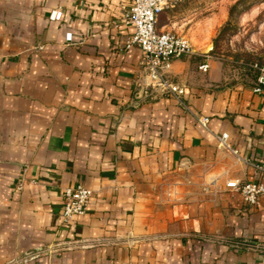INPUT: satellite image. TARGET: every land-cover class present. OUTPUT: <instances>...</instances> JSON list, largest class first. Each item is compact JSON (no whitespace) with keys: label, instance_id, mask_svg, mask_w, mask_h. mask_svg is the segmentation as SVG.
<instances>
[{"label":"crops","instance_id":"crops-1","mask_svg":"<svg viewBox=\"0 0 264 264\" xmlns=\"http://www.w3.org/2000/svg\"><path fill=\"white\" fill-rule=\"evenodd\" d=\"M131 2L0 0V264H264V195L249 205L225 184L264 183L254 74L220 85L204 59L173 57L183 104L151 91L140 50L124 48ZM190 4L157 28L201 49ZM77 183L92 194L64 223Z\"/></svg>","mask_w":264,"mask_h":264},{"label":"built area","instance_id":"built-area-1","mask_svg":"<svg viewBox=\"0 0 264 264\" xmlns=\"http://www.w3.org/2000/svg\"><path fill=\"white\" fill-rule=\"evenodd\" d=\"M184 0H132L123 14L125 24L133 28V33L124 42V48L137 47L141 52V66L147 79L146 86L153 92L176 98L183 104L186 87L173 82L168 71L173 57L192 56L198 54L191 42L182 34L173 30H160L157 28V20L160 13L167 7H171ZM61 11H52L51 20H58ZM204 61L198 69L206 72L209 69V54L203 53ZM256 71L253 91L264 94V65L253 63L250 65ZM197 121L206 125L207 117L199 116ZM228 134L221 133L216 136L218 146L229 150L241 161L242 157L236 149H233L227 141ZM263 169V166H256ZM226 187L240 193L243 201L249 205H257L260 197L264 195V183L243 182L239 179H228ZM18 188H21L19 185ZM92 191L77 183L67 186L62 192V219L64 223H72L76 216L83 215L89 202Z\"/></svg>","mask_w":264,"mask_h":264},{"label":"rangeland","instance_id":"rangeland-1","mask_svg":"<svg viewBox=\"0 0 264 264\" xmlns=\"http://www.w3.org/2000/svg\"><path fill=\"white\" fill-rule=\"evenodd\" d=\"M190 1L191 22L197 25L195 38L201 50L188 60L195 65L202 53L209 54L210 69L200 72L205 78L221 77L218 84L238 82L252 77L244 62L264 64V1L262 0H184ZM181 3V2H180ZM236 7L230 14L233 5ZM229 22L226 29L222 28ZM222 30V31H221Z\"/></svg>","mask_w":264,"mask_h":264},{"label":"trees","instance_id":"trees-1","mask_svg":"<svg viewBox=\"0 0 264 264\" xmlns=\"http://www.w3.org/2000/svg\"><path fill=\"white\" fill-rule=\"evenodd\" d=\"M262 1H264V0H262ZM235 7H236V4L231 7L230 14ZM228 25H229V22L222 28V30L226 29ZM253 63H257L259 65H264V64L262 62L257 61V60H251V61L244 62V66H246L248 68V70L251 71L254 74V76L256 77V71L250 66Z\"/></svg>","mask_w":264,"mask_h":264}]
</instances>
